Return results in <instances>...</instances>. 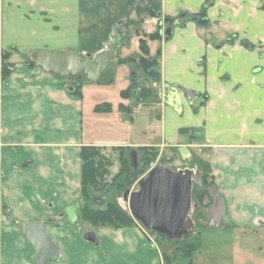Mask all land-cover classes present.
<instances>
[{"label": "crops", "instance_id": "1", "mask_svg": "<svg viewBox=\"0 0 264 264\" xmlns=\"http://www.w3.org/2000/svg\"><path fill=\"white\" fill-rule=\"evenodd\" d=\"M261 3L264 0H0V37L5 44L15 46L18 54L75 51L86 60L113 44L118 62L116 75L108 83L83 77L81 95L53 74L36 65L29 67L21 56L9 77L2 80L0 213L6 215L0 223V264H34V248L17 224H12L14 220H43L60 247L63 261L59 264H165L164 255L151 248L139 224L89 231L98 243L76 229L80 206L69 208L80 203V153L90 145L108 150L159 146L166 141L175 144L180 128L202 124L207 128L205 144L201 145L204 149H200L206 154L203 169L211 174L224 198V218L260 219L251 238L259 254L246 251L243 245L250 240L238 234L202 228L197 235L204 245L210 241L216 246L218 240L228 243L219 253L217 248L202 246L204 251L194 252L192 264H207L209 259L217 264H264V248L259 247L264 245L260 241L264 243ZM206 6L209 27L189 20ZM152 12L159 17L184 14L189 18H183L172 37H165V25H161L162 38L150 39L146 34L155 29L150 24ZM245 33L259 45L251 50L241 43L223 48L217 42L232 35L243 38ZM142 38L150 49L146 57L158 61L160 86L182 84L208 95L199 113H194L193 106L200 97L193 103L182 97L183 109L178 112L159 96V89V98L151 97L150 102L144 101L146 95L138 92L137 86L128 97L121 95L134 80L139 81L137 63L145 57ZM136 98L140 104H134ZM104 101L113 103L112 111L95 109ZM120 102L131 105V110L121 109ZM97 129L109 136L97 137ZM181 146L186 145L178 148ZM132 153L137 154L136 150ZM55 221H65L61 230H51L48 222ZM230 238L238 247L226 263L223 250ZM198 244L200 248L202 242L198 240ZM248 255L251 258L247 260Z\"/></svg>", "mask_w": 264, "mask_h": 264}, {"label": "rangeland", "instance_id": "2", "mask_svg": "<svg viewBox=\"0 0 264 264\" xmlns=\"http://www.w3.org/2000/svg\"><path fill=\"white\" fill-rule=\"evenodd\" d=\"M263 4V3H261ZM261 7H264V4L261 5ZM208 6L204 7V9L198 13L197 15H190L188 18L189 20H193L198 25L204 24V26L209 27L210 26V20L208 19L207 14ZM185 17V16H184ZM183 17V18H184ZM185 17V18H187ZM193 17H196L197 20H195ZM158 18V19H157ZM154 19V21L152 20ZM157 19V22H156ZM159 16L155 12H152L150 15V24H153L155 29L152 33L156 32L158 28L160 27ZM183 22V19H182ZM181 22V24H182ZM149 33L146 34L147 37L150 35ZM150 38V37H149ZM237 35L229 36L228 38H224L217 41L220 42L224 48L225 44H231L235 45L236 43L243 45L245 49H254L259 44L255 40L251 39L247 34L245 33L243 38L239 34V38ZM152 39V38H150ZM264 46V45H263ZM3 52H7L9 54L8 58L3 57ZM21 56L23 58V61L26 62V64L29 67H34V59L32 58V52L29 53H21L18 54L17 48L11 44H5L2 38L0 37V85L3 78V70L10 71L12 73L13 68L19 64L18 57ZM16 57V58H15ZM137 66L140 67L136 70V75L139 81L134 80L130 85H128L127 88H125L124 92L127 93L126 96L122 95L124 98L128 97L133 89L137 86L138 92H141V94L145 97L147 102H150L151 97L159 98L158 97V89L155 88L154 82L152 77H150L142 67L140 60L137 63ZM144 70L145 74L142 73ZM154 74H160L158 69L155 67L152 71ZM77 84L74 86H77L80 84V86L83 85L84 79L81 76ZM61 82L68 83V84H74V79L71 78H64L61 79ZM131 82V81H130ZM149 84L151 87H147V91H140L141 89L145 88L143 85ZM122 90V91H123ZM121 91V92H122ZM120 92V93H121ZM199 99L195 100L193 109L194 113H199L203 105L206 104L208 100V95L202 93L199 95ZM140 98V97H139ZM139 98H136V101L134 99V104H140V102H137ZM160 101V100H159ZM186 102H188L186 100ZM121 104L123 107L129 108L131 110V105L126 106L124 102H120L119 107L121 108ZM188 104V103H186ZM100 109L99 112H110L113 110V103L109 101H104L100 103ZM102 130L97 129L95 135L101 139H105L106 136H109L108 134H105ZM182 131V132H181ZM207 128L204 124L198 125V126H187L180 128L178 136L179 139L175 142V144H172L171 142L166 141L164 144H161L159 146H143V147H125V146H117L113 149H104L102 146H97L102 150V153L109 158L111 162V166L109 167V172L106 176H104L103 180L101 181V184L97 187L98 189L95 191H92V186L89 187V189L92 191L91 199L93 200V205L96 207H105L106 204L109 201H116L123 209H126L130 214L131 211L129 209L128 202L125 200V193L127 191H134L138 189V181L145 176L148 171L155 166L156 164H163L168 165L173 169H186L191 168L194 169L195 166L203 167L206 164V160L204 157L206 154L201 151L200 149H204L203 144H205L204 136L206 134ZM106 135V136H105ZM111 138V137H110ZM146 140V139H145ZM169 143L171 145H169ZM179 145H186L190 148L193 154V158H184L180 155L178 151ZM95 146V145H94ZM132 150H136L137 154H133ZM152 154V155H149ZM170 157V158H169ZM121 159H127V165L131 171H134L135 174L128 175L126 172L122 173L119 177L118 174L120 170L122 169V162ZM204 170V169H203ZM212 179H209V182L211 184H216L214 181L212 182ZM210 186L209 184H207ZM96 197H99L103 203H99L95 200ZM80 198V202H81ZM196 204V202L194 203ZM208 198H204L202 200V206H194L191 211V216L193 220L196 222L197 231L194 234H187L179 239H171L167 236L160 234L156 231H152L147 229L142 223L136 220V224H139L143 231L146 233V235L149 238L151 248L152 249H158L159 252H161L164 255L165 264H190V260H192L193 254L195 251L198 252V250H203L204 247H210L212 249L217 248V252H221V247H224L223 244L228 243L227 241L218 240V244H213L212 242H207L205 245L203 244V240L201 237H199L197 234L201 231L202 228H205L204 230H227L228 232L235 233V236L238 234L241 239L245 238L246 240H250V242L246 243L244 246L245 250L248 252H254L257 255L259 254L257 245L254 246L252 243L256 242L252 238V233H254L256 230L259 229L260 226V219L259 218H222V223L218 227L209 228V218H207L205 208L208 206ZM83 204H80V208L78 210L79 219L77 220L75 227L77 230H79L81 233H88L91 230H96L98 227H108V226H93L89 222L83 219L81 214V206ZM4 215L6 213L1 212L0 213V223L1 218H4ZM132 215V214H131ZM133 216V215H132ZM7 218H11L7 216ZM16 220L12 221V224L16 225ZM64 222V223H63ZM50 224L51 230H61L62 226L65 224V221H62V223H59V221L55 222H48ZM244 223V225L242 224ZM63 224V225H62ZM237 231V232H236ZM234 236V235H229ZM231 239V238H230ZM227 239L229 241L228 245H225V249L223 250V256L224 261L227 263V260L231 258V254L235 252V248L238 247V244L235 243L236 241L234 239ZM198 240L202 242L201 247L199 248ZM234 240V241H233ZM262 244L263 240H260ZM221 242V243H220ZM221 245V246H220ZM204 246V247H202ZM255 247V249H254ZM261 248H264V245L259 246ZM216 250V249H215ZM203 251H199V253H203ZM234 251V252H233ZM258 251V252H257ZM201 258L203 254H200ZM261 258H264V250L261 252ZM246 259H250L251 257L248 255L245 257ZM233 259V258H232ZM247 259V260H248ZM233 262V260H232ZM195 263H197V259L195 258ZM210 263V259L208 260L207 264ZM210 264H217V262H211Z\"/></svg>", "mask_w": 264, "mask_h": 264}, {"label": "water", "instance_id": "3", "mask_svg": "<svg viewBox=\"0 0 264 264\" xmlns=\"http://www.w3.org/2000/svg\"><path fill=\"white\" fill-rule=\"evenodd\" d=\"M183 15L168 19L169 24L164 31L166 38L172 37L175 27L181 24ZM3 57L8 58L9 54L3 52ZM32 58L37 67L53 74L56 78L74 79V84L68 85L70 90H74V85L78 83L75 79L80 76L92 82L108 83L115 77L118 70L113 44H108L107 48L92 57L89 56L86 60H81L75 51L65 53L36 51L32 53ZM160 90L164 102L178 112L183 109L182 97L189 103H193L200 95L182 84L175 86L166 84L160 86ZM178 151L184 158L191 157V151L187 146L179 147ZM194 172L190 168L176 170L163 164L153 166L138 181V189L127 191L124 195L133 217L147 229L171 239H179L195 232L196 226L191 216L192 208L196 207L193 203V186L194 182L201 181V172L200 170L197 171L198 174ZM95 200L103 203L99 197ZM214 200L213 210H217L218 214L223 213L225 211L223 197L217 194ZM80 204L81 202L69 209L74 210ZM214 219L218 220V218ZM15 223L21 229L24 238L34 248L32 255L34 264H59L63 261L60 247L48 233L43 220L15 221ZM86 238L98 243L92 232L87 233Z\"/></svg>", "mask_w": 264, "mask_h": 264}, {"label": "trees", "instance_id": "4", "mask_svg": "<svg viewBox=\"0 0 264 264\" xmlns=\"http://www.w3.org/2000/svg\"><path fill=\"white\" fill-rule=\"evenodd\" d=\"M193 18L197 20L196 17ZM201 24L204 25L203 23ZM149 37L152 39L162 38L160 28H158V30L153 34H150ZM140 47L145 55V57L140 60V63L145 72L150 77H152L153 80H160V74H154V72H152L154 68L157 67L158 61L150 60L146 57L150 53V49L146 39H141ZM129 61L133 60L130 59ZM10 74V71L6 72L5 70H3L4 79L8 78ZM80 78L81 76L76 78L75 80L80 81ZM81 87L82 86H80V84L75 86L73 93L77 95H79L80 93L81 95ZM124 90L121 92V94L126 96L127 93H125ZM144 91H147V88H143L142 92L145 93ZM99 105L100 104H98L95 108L98 112L100 109ZM121 109H125L122 104ZM80 157L82 159L81 203L83 204L80 211L83 219L93 226L122 228L136 225V220L134 219V217L126 209H123L116 201H109L105 207H96L93 205L94 202L91 199L92 191L98 189L97 187L101 184L104 176L108 174L109 167L111 166L109 158L102 153V150L99 147L93 145L84 146L81 150ZM121 162L122 169L120 170L118 177L125 172L128 175L135 174L134 171L130 172V169L127 165V159H121ZM209 179L213 180V177L208 171L204 170L202 185L196 186L194 189V197L198 199L200 203H202V200L206 197V195L208 196L209 194V186L207 185H211ZM90 186H92V191L89 189ZM190 264H192V260H190Z\"/></svg>", "mask_w": 264, "mask_h": 264}, {"label": "flooded vegetation", "instance_id": "5", "mask_svg": "<svg viewBox=\"0 0 264 264\" xmlns=\"http://www.w3.org/2000/svg\"><path fill=\"white\" fill-rule=\"evenodd\" d=\"M183 17H184V15H183ZM183 17H182V19H183ZM170 18H172V17H164V16H162V17H159V21H161L160 22V26L161 25H165V27L169 24V21H168V19H170ZM165 31V30H164ZM173 86V85H172ZM175 86V85H174ZM155 88H157V89H159V96H161V90H160V84L159 83H157V80H155ZM134 154V153H133ZM193 158V154L191 153V157L189 158V159H192ZM191 169V168H190ZM192 170H194L195 172H194V174H198L197 173V171L198 170H200V172H201V181L200 182H194V186H193V203H195L196 202V206H199V205H201L202 206V203H200L199 201H198V199H196L194 196H195V192H194V189H195V187L196 186H201L202 185V178H203V172H204V170L203 169H201L200 167H198V166H195L194 167V169H192ZM209 190V194H208V196L206 195V197L205 198H208V206L205 208V212H206V215H207V218H209V224H208V227L209 228H214V227H218V226H220L221 225V223H222V218H224V212H226V207H225V211H223V213H221V214H218L216 211H214L213 210V207H214V205H215V200H214V196L215 195H220V196H222L221 195V193L218 191V189H217V186H216V184H211L210 186H209V188H208ZM223 203H224V198H223ZM224 205H225V203H224ZM213 210V211H212ZM211 212V213H210ZM218 214V215H217ZM214 218H218V220H215ZM195 222V221H194ZM195 224H196V222H195Z\"/></svg>", "mask_w": 264, "mask_h": 264}, {"label": "built area", "instance_id": "6", "mask_svg": "<svg viewBox=\"0 0 264 264\" xmlns=\"http://www.w3.org/2000/svg\"><path fill=\"white\" fill-rule=\"evenodd\" d=\"M158 19V18H157ZM157 19H156V22H157ZM154 21V19H152Z\"/></svg>", "mask_w": 264, "mask_h": 264}]
</instances>
